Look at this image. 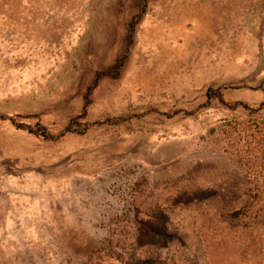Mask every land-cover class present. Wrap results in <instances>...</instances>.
I'll list each match as a JSON object with an SVG mask.
<instances>
[{
    "label": "rangeland",
    "instance_id": "obj_1",
    "mask_svg": "<svg viewBox=\"0 0 264 264\" xmlns=\"http://www.w3.org/2000/svg\"><path fill=\"white\" fill-rule=\"evenodd\" d=\"M0 139V264H264V0H0Z\"/></svg>",
    "mask_w": 264,
    "mask_h": 264
},
{
    "label": "bare ground",
    "instance_id": "obj_2",
    "mask_svg": "<svg viewBox=\"0 0 264 264\" xmlns=\"http://www.w3.org/2000/svg\"><path fill=\"white\" fill-rule=\"evenodd\" d=\"M4 1H5V0H4ZM173 1H174V0H173ZM180 1H181V0H180ZM221 1H222V0H221ZM23 2H24V1H23ZM120 3H121V1H120ZM2 4H3V3H2ZM93 4H94V3H93ZM98 4H99V3H98ZM209 4H210V3H209ZM220 4H221V3H220ZM101 5H102V4H101ZM180 5H181V4H180ZM174 6H175V5H174ZM214 6H215V4H214ZM87 7H88V6H87ZM119 7H120V6H119ZM123 7H124V6H123ZM212 7H213V6H211V8H212ZM95 8H96V7H95ZM120 8H121V7H120ZM182 8H183V6H182ZM90 9H91V8H90ZM158 9H159V8H158ZM175 9H176V8H175ZM199 9H200V8H199ZM95 10H96V9H95ZM95 10H93V11H95ZM103 10H104V8H103ZM216 10H218V9L216 8ZM89 11H90V10H89ZM173 11H174V10H173ZM173 11H172V12H173ZM207 12H209V11H207ZM96 13H97V12H96ZM100 13H101V12H100ZM169 13H170V12H169ZM173 13H174V12H173ZM105 14H106V13H105ZM105 14H104V15H105ZM179 14H180V13H179ZM151 15H152V14H151ZM93 16H94V15H93ZM96 16H97V14H96ZM163 17H164V16H163ZM165 17H166V16H165ZM165 17H164V18H165ZM167 17H168V16H167ZM93 19H94V18H93ZM97 19H98V18H97ZM97 19H96V20H97ZM102 19H103V18H102ZM167 19H169V18H167ZM21 20H22V19H21ZM163 20H164V19H163ZM168 22H169V21H168ZM168 22H167V23H168ZM169 25H171V24H169ZM95 26H96V25H95ZM240 26H241V25H240ZM114 27H115V26H114ZM98 28H99V27H98ZM201 29H203V27H202ZM106 31H107V30H106ZM207 31H208V30H207ZM173 32H174V31H173ZM187 32H188V31H187ZM193 33H194V32H193ZM202 33H203V32H202ZM207 33H208V32H207ZM200 34H201V33H200ZM107 35H108V37L111 36V30H108V31H107ZM119 35H120V34H119ZM171 35H172V34H171ZM190 35H191V34H190ZM172 36H173V35H172ZM172 36H171V37H172ZM204 36H205V35H204ZM160 38H161V37H160ZM162 38H163V37H162ZM168 38H169V37H168ZM193 39H195V38H193ZM215 39H216V38H215ZM189 40H190V39H189ZM210 40H211V39H210ZM155 43H156V42H155ZM164 45H165V44H164ZM185 45H186V43H185ZM157 46H158V45H157ZM166 46H167V45H166ZM158 47H159V46H158ZM158 47H157V48H158ZM160 48H161V47H160ZM170 48H171V47H170ZM158 49H159V48H158ZM151 50H153V49H151ZM172 50H173V48H172ZM153 51H154V50H153ZM157 51H158V50H157ZM146 52H147V51H146ZM151 52H152V51H151ZM151 52H150V53H151ZM152 53H155V51L152 52ZM158 53H159V52H158ZM173 56H174V55H173ZM182 56H183V55H182ZM184 56H186V55H184ZM150 57H152V56H150ZM158 57H160V56H158ZM166 57H167V56H166ZM182 58H183V57H182ZM178 59H179V58H178ZM183 59H184V58H183ZM179 62H180V60H179ZM175 63H176V62H175ZM162 64H163V63H162ZM159 65H160V64H159ZM157 66H158V65H157ZM142 67H143V66H142ZM152 68H153V67H152ZM142 69L144 70V68H142ZM148 69H149V68H148ZM158 69H159V67H158ZM174 70H175V69H174ZM178 70H179V69H178ZM145 71H146V70H145ZM138 80H139V79H138ZM2 135H3V134H2ZM2 135H1V136H2ZM7 136H8V135H7ZM2 137H3V136H2ZM5 137H6V136H5ZM4 139H5V138H4ZM0 140H1V139H0ZM36 158H37V157H36ZM36 176H37V175H36ZM39 176H40V175H39ZM40 178H41V177H40ZM20 186H21V185H20ZM1 187H2V186H1ZM4 188H5V187H4ZM0 189H1V188H0ZM6 189H7V188H6ZM5 193H6V192H5ZM39 193H40V192H39ZM25 194H26V193H25ZM7 196H8V195H7ZM0 197H1V196H0ZM10 202H11V201H10ZM16 202H17V201H16ZM29 202H30V201H29ZM11 204H12V203H11ZM11 206H12V205H11ZM9 208H10V207H9ZM4 233H5V231H4ZM11 241H12V240H11ZM71 249H72V248H71Z\"/></svg>",
    "mask_w": 264,
    "mask_h": 264
},
{
    "label": "trees",
    "instance_id": "obj_3",
    "mask_svg": "<svg viewBox=\"0 0 264 264\" xmlns=\"http://www.w3.org/2000/svg\"><path fill=\"white\" fill-rule=\"evenodd\" d=\"M145 231H146V230H144V233H145ZM163 232H164V231H163ZM144 233H143V234H144ZM148 235H149V233H148ZM149 237L151 238L150 240H154V241L159 239V237H156L155 235H152V234H150ZM136 263H137V264H141V262H139V261L136 262ZM142 263H143V262H142Z\"/></svg>",
    "mask_w": 264,
    "mask_h": 264
}]
</instances>
